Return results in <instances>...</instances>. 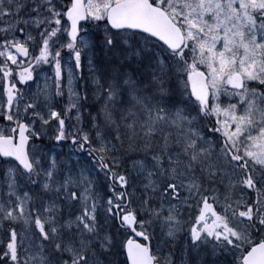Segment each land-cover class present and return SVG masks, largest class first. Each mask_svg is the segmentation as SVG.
Instances as JSON below:
<instances>
[{"label": "snow or ice", "instance_id": "obj_1", "mask_svg": "<svg viewBox=\"0 0 264 264\" xmlns=\"http://www.w3.org/2000/svg\"><path fill=\"white\" fill-rule=\"evenodd\" d=\"M0 264H264V0H0Z\"/></svg>", "mask_w": 264, "mask_h": 264}]
</instances>
